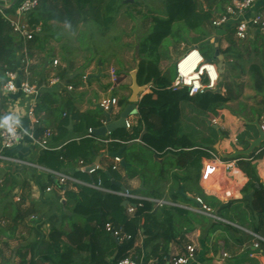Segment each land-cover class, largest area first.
Listing matches in <instances>:
<instances>
[{
  "label": "trees",
  "instance_id": "1",
  "mask_svg": "<svg viewBox=\"0 0 264 264\" xmlns=\"http://www.w3.org/2000/svg\"><path fill=\"white\" fill-rule=\"evenodd\" d=\"M15 6L5 8L4 12H14ZM123 6V0H41L38 9L30 14V21L41 23L44 32L51 28L52 21L66 23L71 30H76L82 23L93 21L100 31H107L113 26ZM213 17L214 12L211 8H199V0H166L165 14L152 17L150 30L137 44V56L140 58L137 66L138 83L151 84L152 87L151 91L146 92L137 103L140 121L132 130L119 127L109 135L96 134L95 130L103 127L106 121L102 107L97 106L82 112L71 101L62 104L57 93L45 89L36 105V112H48L54 116L56 131H53L50 143H64L59 149L51 144L42 148L36 163L53 171L73 169L72 175L85 183L76 184L77 190L67 188L64 191L67 198L65 207L69 206L71 214H64L61 224L58 225V222L52 224L47 238L42 237L38 232L39 237L36 241L22 244L18 250V255L21 257L19 264H40V261H49L53 264H115L128 256H132L142 264H148L151 258L157 260L154 264H165L164 255L168 251L169 242L193 230L194 223L189 217L188 210L172 205L168 201L158 205L147 197L162 198L164 192L161 187L140 190L144 198L130 200L131 204L136 205V212L133 216H129L127 207L123 204L124 197L118 193L97 189L92 185L101 180L105 187L121 190L122 185L116 182L122 180L121 173L114 169L112 164L106 169L100 168L92 173L83 171L78 165L81 160L86 164H94L100 153L120 152L132 141L141 138L140 148L126 155V159L134 165L129 164L125 157H122L128 163L125 169L129 177L140 176L144 181V169L139 167L145 163L149 165L151 162L150 169L156 170L161 176L175 168H184L189 171L195 169L199 178L201 159L218 157L214 147L218 130L211 127L210 143L194 142L191 135L183 129L184 104L194 102L197 112H215L220 105L231 99V88L228 87L227 94L217 92L215 89H206L204 93L196 96H190L187 87L172 89L170 86L175 77L169 74L172 59L164 44L168 39H173L174 42L188 41V37L184 34L189 31L198 33V37L194 38L195 43L202 42L207 34L206 27L212 24ZM41 34L30 43H39ZM20 38L13 32L10 23L0 11L1 86L5 82L4 72L19 66ZM235 44L233 42L222 52L235 56ZM202 53L207 60H213V56L204 46ZM251 72L256 77L255 87L262 90L264 75L261 66L253 64ZM126 102L127 99H119L122 105ZM90 128L92 132L89 131ZM44 129L42 123L39 124L35 136L39 138ZM71 133H76L78 136L74 137L70 135ZM244 136L241 140L248 145ZM151 153L157 154L159 158H163V161L154 160ZM262 154H264V144L251 155L236 158L239 166L250 177L246 190L254 192L253 210L258 216L254 231L257 233L262 232L264 226V183L260 180L253 160ZM34 172L37 183L45 193L48 184L53 183L52 173H44L46 181L43 171L34 169ZM174 178L188 181L191 179V174L181 176L179 173H174ZM10 180L12 183L8 185ZM14 186L15 181L10 173L0 186V204L7 200ZM170 195L169 198L174 201L181 199L198 202L186 195L183 190L171 189ZM203 201L205 203V200ZM211 201H206V204L215 206L217 198L213 196ZM8 205L15 213L13 224L9 228L0 227V234L13 238L24 217L19 215L18 205L15 206L14 203ZM226 205L221 204L219 210L221 211ZM27 215L28 212L24 216ZM36 220L38 221V218ZM67 220L70 222L69 229L64 227ZM32 221L31 219L30 222ZM109 222L116 227L122 226L130 238H126L123 242L118 241L106 228ZM140 231L145 235V246L149 250L145 261L142 258L143 249L136 246ZM261 247L264 248V242H261ZM29 252L32 255L28 259ZM2 254L0 248V256ZM3 263L8 261L3 259Z\"/></svg>",
  "mask_w": 264,
  "mask_h": 264
},
{
  "label": "crops",
  "instance_id": "2",
  "mask_svg": "<svg viewBox=\"0 0 264 264\" xmlns=\"http://www.w3.org/2000/svg\"><path fill=\"white\" fill-rule=\"evenodd\" d=\"M204 1L205 0H201V2ZM229 1L230 0H207L208 5L204 4V7L199 8H211L214 12V16H216L224 12ZM263 7L264 0H260L254 10H259ZM50 24L51 26L62 25L69 28L66 23L52 21ZM81 25H83V23ZM207 27L210 26L208 25ZM214 31L215 36L208 42L213 45L215 49V53L212 57L213 60L219 63V57L216 56V50L218 49L220 50V54L224 57L223 70H225L226 66L227 69L228 66H230L228 65V60L235 61V58L238 60L239 64L242 65V69L238 71L232 69L227 71V76L234 79L230 100L220 105L219 109L215 112H199L200 114L195 110L194 107H196V104L194 102L185 103L182 123L183 129L188 132L193 141L198 144L210 143L211 127L217 129L218 138L214 144L216 149L215 153L221 161H235L234 166L230 170H227L225 169V164L222 162H218L217 165H214L212 163L213 156L203 157L201 159V172L198 178V172L195 169L189 171L184 168H175L161 176L156 170L150 169V162L149 165L145 163L142 167H139L140 169H144V181L140 176L133 178L129 177L127 170L122 166L118 169L122 176L121 185L124 188L139 193L140 190H148L149 187L153 188L159 186L164 192L163 198H165L166 201L172 205L183 207L190 212L189 217L194 223L193 230L184 233V235L180 236L177 240L169 242L167 253H182L187 243H194L198 248V252L196 259L190 264H264V248H255L253 245V240L255 239L254 234L264 237V226L262 232L257 233L254 231L256 223L258 222V216L253 210V207H251L250 201L245 199V195L252 192L246 190V185L250 181V177L239 166L236 158L228 159L222 155L230 154L234 152L235 149L247 148L249 146L248 139H255L259 135L256 124H264V87L262 90H258L255 87L256 77L251 72V66L257 64L261 66L264 75V36L254 31L248 39L238 40L235 36V27L233 23L221 28L214 27ZM46 39V36L45 38L41 37L39 43L34 45L20 38V49L18 51V65L25 55V48L29 51L32 63L30 68V79L32 82L40 85L41 95L45 89L51 90L60 96V102L62 104L66 101H71L74 106L82 112L99 106V102L103 97L117 96L119 99H127L125 104L122 105L119 103L113 108L111 113L112 121L118 120L127 105L132 103L134 72H136L137 69L131 70L130 72H120L119 82L113 84L110 70H107V62L102 61L97 70H93V64H88L85 73L79 75L75 79L72 78L76 74H74L72 78L64 76V83L73 84L74 89L68 90L65 88V85L51 87L47 84V78H49L53 70V60L55 58L59 59V56H62L60 52L63 50L61 49L59 53H57L58 51L53 53L52 47L48 46L45 49L42 44ZM233 42L236 43L235 58L222 52V50L230 47ZM28 44L31 46L30 49H28ZM194 45L199 47L202 51V45L198 43ZM190 46L191 44L184 45L181 54L190 48ZM255 52H259L261 56V58L259 57L260 60H252L245 65V61H249L247 55L251 56V54ZM48 56H52V59H49ZM180 56H178V58ZM59 61L60 66L58 71L62 73L66 64L63 62V57H61ZM94 74L97 76H92ZM85 75L87 76L86 78H84ZM43 76H46L47 80L44 79L40 82ZM220 88L222 93H228L227 85L221 86ZM1 90L3 97L1 112L5 115L14 114L18 116L24 130L22 140L16 147L11 149L9 153L36 163V159L41 154L42 148L29 133L31 121L27 116V110L31 104V100L20 92L5 93L3 91V86H1ZM149 91H151L150 85H141L139 93L137 94V100L133 102L134 107L131 109V113L128 117V120L132 122V127L127 128L125 124L123 128L132 130L134 127L138 126L140 113L137 103L140 98ZM186 108L191 112L189 111L188 113ZM38 114L45 128H51L53 131H56L55 118L51 113L40 112ZM45 121H47V123ZM1 126L2 122L0 123V128ZM69 128H72L71 124ZM201 128L203 129V133L201 137L198 138L197 132L200 131ZM144 133L145 130L143 131V134ZM109 134L110 133L107 135ZM70 135L74 137L78 136L76 133H71ZM243 135H245L244 138L248 142V145H245L241 140ZM63 143L64 142H51L50 144L56 149H59ZM141 144V138L132 141L128 144V147L124 148L123 157L126 159V155L128 156L133 151L138 150ZM151 157L159 162L163 161V158H159L155 153H151ZM126 161L129 164H133L130 163L128 159H126ZM94 163H99L102 168L106 169L109 165L113 164V157L111 153L102 152L96 157ZM253 163L257 167L260 180L264 183V154L254 159ZM211 165H214V167ZM211 167L212 170H210ZM208 170H210V173L212 171V174H209ZM63 171L72 174L71 172L73 169H65ZM10 173L12 174V179L15 181V186L12 191L13 198L10 201L13 202L15 206L18 205L19 209L18 207L17 209L19 215H22L24 218L20 221L13 238H7L2 233L0 234V239H2L0 248L3 252L0 256V264H19L21 262V257L18 255V250L22 244H29L36 241L39 237L37 234L38 232L42 234V237L45 236L47 238L51 225L56 222H58V225L59 223L61 224V220L63 219L62 216L66 213L71 214L69 206L67 208L65 207L67 198L62 188L56 186L53 190H46L44 193L33 175L36 173L33 168H16L14 166L7 167L6 165L0 166V186H2L3 181ZM44 173H47V171L42 172L44 179L47 181ZM174 173H179L181 176H186V174L189 173L191 174V179L188 181L175 179ZM229 188L232 189V194H227L226 190H224ZM69 189L77 190V186H70ZM171 189H173V191L183 190L189 197L203 198L202 200H205V204L208 200L212 202L211 197H216L217 203L215 206L206 205L209 206L213 214L218 215L221 220L215 219L207 213L200 212L199 209L201 205L199 202L183 201L181 199H175V201L171 200ZM17 195L22 197L21 202L16 201L15 197ZM147 197L154 198L152 196ZM221 204L227 205L220 211L219 208ZM0 205V227L9 228L8 224H13V216L15 213L11 207L9 208L6 200ZM27 212L28 215L24 216ZM37 218L38 221L36 220ZM29 219L33 221L30 222L31 224L26 228L23 225L26 224ZM69 225V220L65 221L64 227L66 229H69ZM186 228L185 226L184 229ZM246 235H250L251 239L247 240ZM22 236L28 238V240L26 239V241H23ZM137 242L138 246L143 249L142 258L145 261L149 254V250L145 246V235L141 234ZM223 245L226 246L225 249L231 254V258L227 260H224L221 256V247H223ZM217 248L219 250H217ZM31 255L32 253L29 252L27 256L28 259L31 258ZM3 259H5L6 262L8 261V263H3ZM156 261L155 258H151L148 264H154ZM40 264L53 263L49 261H40Z\"/></svg>",
  "mask_w": 264,
  "mask_h": 264
},
{
  "label": "built area",
  "instance_id": "3",
  "mask_svg": "<svg viewBox=\"0 0 264 264\" xmlns=\"http://www.w3.org/2000/svg\"><path fill=\"white\" fill-rule=\"evenodd\" d=\"M13 0H0V11L3 13L5 19L10 23L14 33L18 34L25 42L32 41L37 35L43 32V26L41 23H32L30 21V14L34 12L39 5L41 0H19L15 6V10L12 13L4 12V9L9 7ZM260 0H230L227 4L223 13L218 14L212 18V25L215 28H221L230 24H234L235 36L238 40L248 39L254 31H257L264 36V7L259 10H254L255 6ZM24 57L21 63L16 69H7L4 72L5 82L3 84V91L5 93H22L31 100V104L27 110V116L31 121V127L29 130L30 135L35 139L36 143L41 147L45 148L50 144V138L53 134L51 128H45L43 134L37 138L35 131L37 126L41 123V118L36 112V105L41 95L40 85L32 82L31 77V58L27 48L24 50ZM193 53L197 55L198 62L192 69L182 70L181 63ZM53 70L47 80L49 86L65 85L68 90L74 89V85L71 83H64V77L58 71L60 66L59 59L53 60ZM111 79L113 84L119 82L120 76L115 70H111ZM87 76L85 75L84 78ZM221 80V72L219 70L218 63L214 60H207L203 55L199 47L194 46L185 51V53L176 60V74L171 84L172 89H179L182 87L188 88V94L190 96H196L204 93L206 89H216L217 85ZM150 87H152L151 84ZM119 104V98L117 96L103 97L99 102V106L104 111H110ZM126 127L131 128L132 122L126 120ZM264 131V124L261 125ZM92 132V129H89ZM24 136V130L21 126L20 119L14 114L6 115V118L2 122L0 132V166L7 167H31L38 171H47L53 175V183L46 187L47 191L53 190L54 187L62 188L64 192L70 186L76 184H84L85 182L77 179L72 174L64 171H53L45 168L38 163L20 158L18 156L11 155L9 151L16 147ZM237 140V139H236ZM122 157H113V168L120 169L122 167ZM218 162H222L225 165V169L230 170L234 166V162L220 160L219 157L213 158V164L217 165ZM214 165H211L214 167ZM79 168L83 171L90 173L102 168L99 163L86 164L84 161L79 162ZM212 170V167L211 169ZM209 174H212V171ZM97 189L118 193L125 200H128L127 213L129 216H133L136 212V205L131 204V199L144 198L139 192L125 188L121 190H113L104 186L103 182L99 180L97 184H92ZM227 194H232V189H224ZM17 202L22 201V197L17 195L15 197ZM156 204L161 205L166 203L165 198H149ZM198 202L201 205L200 212L207 213L213 216L215 219L221 218L213 214L212 209L207 206L203 200L198 197ZM34 217V216H33ZM106 228L113 233L118 241L123 242L126 238H130L122 226L116 227L111 222L106 224ZM141 231L136 239V246H138V237L141 235ZM255 239L253 245L255 248L261 247V242H264V237L254 234ZM198 248L194 243H187L182 253L168 252L164 255L165 264H190L196 259ZM221 256L224 260L231 258V254L225 250H221ZM115 264H142V262L136 260L132 256H128Z\"/></svg>",
  "mask_w": 264,
  "mask_h": 264
},
{
  "label": "rangeland",
  "instance_id": "4",
  "mask_svg": "<svg viewBox=\"0 0 264 264\" xmlns=\"http://www.w3.org/2000/svg\"><path fill=\"white\" fill-rule=\"evenodd\" d=\"M165 1L166 0H123L124 6L116 18L113 26L109 30L100 31L98 25L93 21L90 23H83V25L76 30H71L67 28V26L55 25L51 26L49 30H45V32L43 31L44 34L42 32L41 37H47L46 41H44L42 45L45 49L48 46L52 47L53 53L55 51H58L57 53H59L61 49L63 50L60 52L62 53V56H59V59L63 57V62L66 64L61 73L62 77L65 76L72 78V76L76 74L72 78L75 79L79 75H83V73H85L88 64H93V70H97L102 61L107 62L108 71L110 70L111 72V70H115L120 76V72H130L131 70L137 69L140 59L137 56V44L150 30L153 23L152 17L154 15L161 16L165 14ZM204 4L208 5L207 0L204 2L199 0V7H204ZM206 31L207 34L205 38L198 44L201 45L204 43L203 46L206 47L209 54L213 56L215 53L214 46L208 43L211 38L215 36L213 25L211 24L210 27H206ZM92 33L93 36L91 37ZM184 35L188 37V41L174 42L173 39H168L164 44V48H168L169 55L172 59L169 68V74L172 76H175L176 73L177 59L175 58L180 56L184 45L191 44L190 48L194 47V44H196L194 42V38L198 37V33L195 31L186 32ZM33 44L35 45V43ZM28 47V49H30V44H28ZM183 54H181V56ZM226 55L232 56L230 54ZM48 57L49 59H52V56ZM233 57L235 58L236 54L235 56L233 54ZM259 57L261 58L259 52H255L254 54H251V56L247 55L249 61H245V65L250 63L252 60L259 61ZM222 58L224 64V57L222 56ZM228 65H230L228 66V69L226 66L225 70H222V79L219 82L220 87L227 85V89L228 87L232 88V86H234V79L227 76V71L231 69L234 71L242 69V65L239 64L236 58L235 61L228 60ZM46 78V76L41 77L40 82ZM194 108L196 109V107ZM189 111L190 110L187 109L188 113ZM5 118L6 115L0 112V123L3 122ZM202 133L203 129L201 128L200 131L197 132V137H201ZM11 183L12 180L9 181L8 185H11ZM12 198L13 193L10 192L9 197L6 198L7 205L9 203H13L10 201ZM30 221L31 220L29 219L23 226L28 228L29 224H31ZM8 225L11 227L12 223ZM22 239L23 241H26V239L28 240V238H25L24 236H22ZM246 239L250 240V235H246ZM1 241L2 239H0V242ZM218 248L217 250H219ZM225 248V245L221 247V249Z\"/></svg>",
  "mask_w": 264,
  "mask_h": 264
},
{
  "label": "water",
  "instance_id": "5",
  "mask_svg": "<svg viewBox=\"0 0 264 264\" xmlns=\"http://www.w3.org/2000/svg\"><path fill=\"white\" fill-rule=\"evenodd\" d=\"M18 1L19 0H13L12 3L10 4L9 8H13L17 4ZM216 56L219 57L218 66H219L220 72H222V70H223V68H222L223 58H222V55H220V50H218V49L216 50ZM92 76H97V75L94 74ZM221 79H222V77H221ZM140 88H141V85L138 83L137 70H136V72H134V86H133L134 91H133V95L131 98L132 103L127 105V107L122 112L121 117L116 121H112V118H111V113H112L113 109H111L110 111H105L106 124L103 127H101L100 129L95 130L96 134L107 135L108 133L114 131L115 129L125 126L126 120L128 119V117L131 113V109L134 107L133 102H135L137 100V94L139 93ZM215 90L217 92H221L220 87L216 88ZM2 103H3V97H2V90H1V86H0V112L2 109ZM256 126L258 128L259 135L255 139H248L249 146L247 148L235 149V151L230 153V154H222L223 157L228 158V159H235L239 156L251 155L257 148H260L262 146V144L264 143V131L262 130V127L259 123L256 124ZM123 150H121L120 152H117V153H111V156L112 157H115V156L123 157ZM121 164L124 167H127L128 163H126L125 159H122ZM109 176L112 178L111 174H109ZM116 182H117V184L121 185V181H116ZM122 189H125V188L122 187ZM253 196H254L253 191L245 195V199L250 201L251 207H253ZM191 198L195 201L197 200V198H195V197H191ZM128 203H129L128 200H125L123 202L124 206H127Z\"/></svg>",
  "mask_w": 264,
  "mask_h": 264
},
{
  "label": "bare ground",
  "instance_id": "6",
  "mask_svg": "<svg viewBox=\"0 0 264 264\" xmlns=\"http://www.w3.org/2000/svg\"><path fill=\"white\" fill-rule=\"evenodd\" d=\"M197 54L193 53L190 57L186 58L182 63H181V68L182 70H189L192 69L198 62V58L195 57Z\"/></svg>",
  "mask_w": 264,
  "mask_h": 264
}]
</instances>
